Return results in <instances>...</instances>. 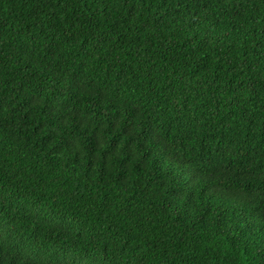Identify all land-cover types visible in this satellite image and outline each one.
Returning <instances> with one entry per match:
<instances>
[{
	"label": "trees",
	"instance_id": "obj_1",
	"mask_svg": "<svg viewBox=\"0 0 264 264\" xmlns=\"http://www.w3.org/2000/svg\"><path fill=\"white\" fill-rule=\"evenodd\" d=\"M0 264H264V0H0Z\"/></svg>",
	"mask_w": 264,
	"mask_h": 264
}]
</instances>
